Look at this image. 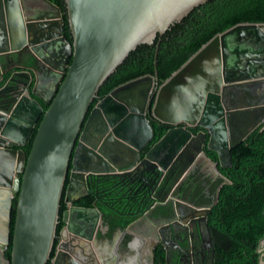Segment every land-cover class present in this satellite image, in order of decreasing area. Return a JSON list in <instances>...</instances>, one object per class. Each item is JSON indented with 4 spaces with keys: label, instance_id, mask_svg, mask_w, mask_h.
Instances as JSON below:
<instances>
[{
    "label": "water",
    "instance_id": "obj_1",
    "mask_svg": "<svg viewBox=\"0 0 264 264\" xmlns=\"http://www.w3.org/2000/svg\"><path fill=\"white\" fill-rule=\"evenodd\" d=\"M41 1L48 8H39L35 15L18 11L16 21L2 13L9 14L23 0H0V82L8 68L16 67L31 69L37 82L28 94L8 91L9 85L18 83L19 70H14L0 89V264H96V259L107 257L109 247L113 252L109 256L116 259V235L113 244L108 237L106 248L97 246V223L103 224L104 213L96 202L92 207L76 205V199L68 196L64 225L57 234L67 179L68 192L81 183L89 191L94 176H116L129 187L132 179L140 183L135 192L146 189L139 202L151 205L139 215V209L134 210L137 217L125 229L119 228L128 251L117 264H142L148 259L154 264L159 243L167 253L170 250L171 238L163 232L176 233L183 203L173 192L162 201L157 193L161 179L188 153L190 162L202 153L216 173L218 166L232 164L228 125L232 108L226 98L241 84L264 87V22L238 23L212 37L163 83L155 70V77L144 75L123 84L92 107L100 87L133 50L153 44L209 0H64V10L52 0ZM65 18L72 40L64 34ZM21 52L30 54L32 67L26 56L15 58ZM157 53L158 48L155 67ZM4 60L10 62L7 69ZM257 62L260 67L255 70ZM36 66L49 79L40 85ZM24 73L31 81V73ZM44 92L51 96L47 99ZM42 102L48 104L45 111ZM4 103L8 108L1 106ZM152 120L171 125L155 143ZM39 121L27 156L13 145L24 146ZM194 128L200 130L195 133ZM205 142L217 158L206 154ZM170 201L173 216L165 217ZM157 203L160 210L151 217ZM190 205L193 222L208 226L211 205ZM142 217L150 226L133 229ZM158 219H162L159 225ZM11 242L9 259L6 250ZM263 244L264 235L258 246L259 264H264Z\"/></svg>",
    "mask_w": 264,
    "mask_h": 264
},
{
    "label": "trees",
    "instance_id": "obj_2",
    "mask_svg": "<svg viewBox=\"0 0 264 264\" xmlns=\"http://www.w3.org/2000/svg\"><path fill=\"white\" fill-rule=\"evenodd\" d=\"M52 1L64 10V0ZM244 22H264V0H209L200 5L182 21L173 24L162 36H158L153 44H143L133 50L100 87L92 107L98 100L123 83L144 75L155 77V70L158 71L160 83H163L212 37ZM63 29L64 34L71 37L67 18H65ZM156 48H158V53L155 67ZM43 105L45 111L48 104ZM42 117L43 115L40 121ZM40 121L35 125L24 146L13 145L22 148L27 156ZM152 125L154 127L152 143L160 140L171 127L167 123L154 120H152ZM231 151L232 164L221 167L225 175V183L218 192V198L205 197L203 188L199 187L196 190L197 194L188 199L184 182L179 183L173 194L178 199H187L198 206L210 205L217 200L208 214V224L215 248L213 264H259L258 246L264 235V123L249 132L245 138L235 141ZM211 154L217 158L215 152L211 151ZM181 171L182 166H179V169L172 168L166 173L157 192L158 195L160 192H165L164 196L159 195L162 201L165 200L164 197L172 185L180 178ZM68 182L69 178L61 200L58 235L64 225L61 220L63 212L69 205L66 196ZM117 182L119 183V178L116 176H94L89 183V193L73 203L92 207L99 199V207L111 230L118 227L125 229L135 217L134 207L141 196L146 194V189L141 188L135 192L140 185L136 183L125 193L124 197L123 195L118 197L117 204L112 201L106 202V197L119 195ZM220 182H223V179ZM198 196H201L200 200H197ZM16 204L17 197L13 201L11 236H13ZM150 205L151 201L140 204V207L137 206L138 215L146 211ZM114 207L119 208L120 213ZM171 207L172 202L170 201L166 208L171 209ZM11 251L12 242L6 250V257L9 259ZM166 254L163 245H158L155 252V264H166Z\"/></svg>",
    "mask_w": 264,
    "mask_h": 264
},
{
    "label": "flooded vegetation",
    "instance_id": "obj_3",
    "mask_svg": "<svg viewBox=\"0 0 264 264\" xmlns=\"http://www.w3.org/2000/svg\"><path fill=\"white\" fill-rule=\"evenodd\" d=\"M46 7L48 8V6L41 0H23V4L21 5L19 4L18 6H14V7L12 6V8L9 10L10 12L9 14H7V12L6 13L3 12L2 14L6 15L7 19H8V16H11V17L13 16L14 19L17 21L18 16L16 14L18 13V11L25 9L28 15H35L39 8H46ZM2 14H0L1 19H3ZM12 24L14 25V23ZM68 38L72 40L71 39L72 36ZM15 54H16L15 58H19L21 54L23 55V57L26 56L29 61L28 65L30 67L34 65L31 62V60H29L30 54L28 52H21V53H18V54L15 53ZM4 62L6 63L5 69H7V65L10 64V62L6 60H4ZM259 67H260V64L258 62L255 63L254 65L255 70H258ZM13 69L19 70L17 80H16L18 83L15 85H9L7 87V90L11 92H16V93L18 92V94L22 93V91H24L25 94L31 93L32 89L35 87L37 83L34 72L31 71V69L29 68H26V71L22 67H16ZM34 69L38 73V77L40 79V81H38L39 85L41 84V82H43L42 80H49L48 76L45 77L44 75L46 74L42 72L39 67L36 66V68ZM12 71L8 68V72L5 73V76L2 82H0V89L5 87V85H7V82L10 78ZM238 71L240 72V69H238ZM24 72H29V74L31 73V77H32L31 81L29 80V76H27V74ZM52 80H54L53 77L50 78V81ZM126 83H123V84H126ZM247 89H249L252 93H250ZM232 93L234 94V96L230 98V94L232 95ZM43 94L47 99L51 96V93L49 92H44ZM226 100L229 103V106L232 108L231 113L229 115V119H228V125H229V134H230L232 147H233L234 142L237 141L239 138L240 139L245 138L249 134L250 129H252L253 126H255L254 127L255 129L258 125H260L261 123H264V87L253 88L252 85H244V84L238 85L229 91V95L226 98ZM42 104H45V103L42 102ZM1 106H3L5 109L8 108V105H6L5 103L2 104ZM196 129L197 128L193 129L195 133L200 130V128H198L197 131H195ZM203 149L206 152V154H208V156L213 157V155L211 154V150L206 148V142L203 145ZM191 156L192 154L188 153L184 156V160L183 162H181V164L179 162L178 163L176 162L173 165V169L175 170L179 169V166H182V171L180 175H182L186 171L188 172H187V175L183 177V180H180L179 178L172 185L170 191H168L167 193L174 192L177 186L179 185V183L184 182L186 186L187 198L189 197L188 199H190L191 197L197 194L196 190L199 187L203 188L205 197L218 198V192L220 191L223 183H225V175L222 173L221 167H225V166H218L219 173H216L210 159L207 158L206 156H203L202 153L198 154L193 162H190ZM164 178L165 177L161 179L159 186H161V184L163 183ZM221 179H223V182H220ZM131 180L128 181V183L131 184L130 185L131 187H129L125 184L121 185L122 183L120 182V179H119V183L117 182L118 184L117 191L118 192L120 191L119 195L106 197L107 198L106 202L112 201V202H115V204H117L119 201L118 197L121 195H123L124 197L125 193L128 190H130V188L131 189L133 188L132 186L134 183H132ZM85 191H86V194L89 193L86 188H85ZM160 194H163L162 196H164L165 192L163 193L160 192L159 195ZM66 196L68 198V196L70 197L71 195L68 192ZM201 196H198L197 200H200ZM182 200H184V202L189 205L192 204V202L187 201V199H182ZM216 201L217 200L213 201L210 204L211 208H212V205L216 203ZM95 202L97 203L98 206L100 205L99 199H97V201ZM115 204L113 206H115ZM181 205L182 206L179 210L178 216L176 217V221H177L176 226H175L176 233L171 234L170 231L166 229H164L165 231L163 232V234L169 237L171 236L170 237L171 239L168 243V245L170 246V250L168 253L166 251L167 253L166 254V264H213V260L215 257V248H214V242H213V238L211 235L209 224L207 226L204 223H200L201 227H198L197 225H195L193 222V219L190 218L191 210L189 209L188 212L184 213L183 212L184 204L182 203ZM114 209L120 213L119 208L114 207ZM103 219H104L103 224H99V222L97 223V230H98V233H97L98 239H96L97 246H101L103 247V249L104 247L106 248V246L109 245V241H108L109 239L111 241L110 243L113 244L111 238H113V236L116 235V238L118 239L117 240L118 246L115 249L117 258L113 259L111 258V256H109V254L113 253L112 247H109L108 250H106L105 252V255L107 257H105L104 260L102 261H97L96 259L95 263L96 264H117V260L123 259L128 251V248L126 247L127 239L123 237V235L121 234V231H119V227L115 230L107 231V225L109 224H108V221L105 220V217ZM207 222H208V219H207ZM158 223L161 224L160 222ZM105 233H107L108 235H106ZM108 237L110 238L108 239ZM129 239L130 237H128V240ZM58 243H59V239L55 242L54 254L59 245ZM158 245H160V243ZM157 247L155 248V252H156ZM260 247L264 248V244L263 246L260 245ZM103 249L101 250V252L103 251ZM148 261L149 259L146 261L147 263L142 262V264H151V261L149 262ZM154 264H155V261H154Z\"/></svg>",
    "mask_w": 264,
    "mask_h": 264
},
{
    "label": "crops",
    "instance_id": "obj_4",
    "mask_svg": "<svg viewBox=\"0 0 264 264\" xmlns=\"http://www.w3.org/2000/svg\"><path fill=\"white\" fill-rule=\"evenodd\" d=\"M139 183V182H138ZM70 193V195L73 197V198H75V199H78V198H80V197H82L83 195H85L86 194V191H85V187H84V185L81 183V184H79V185H77L76 184V186L74 187V189L72 190V191H70L69 192ZM211 198V197H210ZM145 203V202H144ZM143 203V204H144ZM142 205V204H141ZM158 205V203L156 204V208L154 209V210H152L151 211V213H150V216L151 217H155L156 216V210L157 211H159L160 210V207H161V205H159V206H157ZM137 206H139L140 207V202L138 201L137 202V205L134 207V210H138L137 209ZM183 207H184V210H183V212L184 213H186V212H188L189 211V209L190 210H192V207H191V205H189V204H187V203H185L184 202V205H183ZM167 209V208H166ZM168 211H166V213H165V217H166V215H171V217L173 216V212H172V210L171 209H167ZM135 214H137L136 212H135ZM137 217V215H135V217L133 218V219H135ZM165 217H162V219L164 220L165 219ZM162 219H160V220H162ZM160 220H156V222H160ZM177 222V221H176ZM202 223H204V222H202ZM195 225H197V223L195 222L194 223ZM150 226V223H149V219L148 218H146V217H142V218H140L138 221H137V223L135 224V226L133 227V229H140V230H146L148 227ZM175 226H176V223H175ZM127 236H129L130 238H131V235L128 233V234H126ZM171 237V236H170Z\"/></svg>",
    "mask_w": 264,
    "mask_h": 264
},
{
    "label": "clouds",
    "instance_id": "obj_5",
    "mask_svg": "<svg viewBox=\"0 0 264 264\" xmlns=\"http://www.w3.org/2000/svg\"><path fill=\"white\" fill-rule=\"evenodd\" d=\"M161 186H158V190H159V188H160ZM158 190H157V192H158ZM174 193V192H173ZM173 197H174V195H173ZM165 198V200H163V201H167V199H168V197L167 196H165L164 197ZM175 199H177V200H180V201H182L183 203H184V200H182V199H178V198H176V197H174ZM160 205V204H159ZM206 206H208V205H206ZM156 217V216H155ZM158 220H160V219H158ZM160 223H161V220H160ZM202 223V222H201ZM158 225H159V223H158ZM200 227H201V224H200Z\"/></svg>",
    "mask_w": 264,
    "mask_h": 264
}]
</instances>
